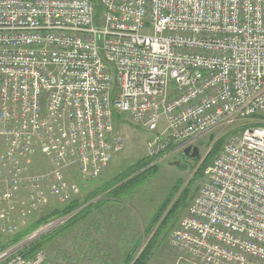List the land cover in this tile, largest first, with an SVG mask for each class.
I'll return each mask as SVG.
<instances>
[{
    "label": "built area",
    "instance_id": "1",
    "mask_svg": "<svg viewBox=\"0 0 264 264\" xmlns=\"http://www.w3.org/2000/svg\"><path fill=\"white\" fill-rule=\"evenodd\" d=\"M115 111L153 132L150 156L246 123L169 245L195 264H264V0H0V264L46 263L4 246L79 193L70 168L92 181L123 150Z\"/></svg>",
    "mask_w": 264,
    "mask_h": 264
},
{
    "label": "rangeland",
    "instance_id": "2",
    "mask_svg": "<svg viewBox=\"0 0 264 264\" xmlns=\"http://www.w3.org/2000/svg\"><path fill=\"white\" fill-rule=\"evenodd\" d=\"M165 120L164 116L160 119V130ZM245 124L237 123L224 130L218 129L193 141L200 149L197 158H192L183 151L173 152L188 146L185 144L182 147V143L173 144L153 162L157 165L156 171L149 170L150 164L144 166L138 172L142 174V179L123 189L118 199L108 201L105 199L109 195V191L104 192L106 187L116 183L137 161L150 156L148 144L153 132L134 123L129 115L122 114L115 120V127L124 137L123 150L114 156L102 174L88 187L82 185L77 169L70 168L66 173L67 178L79 184V193L66 203L51 198L48 205L37 212L28 222V226L22 229L35 224L38 226L16 244L17 248L25 249L41 236L60 232L39 249L47 254L45 264L55 259L53 254L57 251H52L53 247L70 243L87 250L86 257L80 258V264H123L128 263L131 256L133 259L129 264H133L147 248L150 250L147 264H195L185 252L169 245L170 236L187 215L189 205L206 180L207 168L230 138V132ZM221 137L225 139L224 144L214 155L211 153L214 144ZM49 165L39 152L35 157L34 171L45 173L50 169ZM96 192L98 195L90 201V197ZM184 196V200H181ZM73 201L82 207L58 218V213ZM92 202L98 206L84 212L77 220L68 222L73 215ZM44 226L47 227L43 228ZM77 255L83 256L82 253ZM93 259L95 262H91Z\"/></svg>",
    "mask_w": 264,
    "mask_h": 264
},
{
    "label": "trees",
    "instance_id": "3",
    "mask_svg": "<svg viewBox=\"0 0 264 264\" xmlns=\"http://www.w3.org/2000/svg\"><path fill=\"white\" fill-rule=\"evenodd\" d=\"M97 9H98L99 13L102 11V7L100 5L97 6ZM121 116H122L121 113H119L118 111H115V113H114L115 120L118 119ZM240 127L238 126L234 131L232 130L230 133H234V132L238 133L240 129H245V127L242 126V125ZM224 141H225V139L222 138V137L220 139H218L216 141V143L214 144V149L212 150L211 153L215 155L219 151V149L222 147V145L224 144ZM161 156H162V154H159L157 156H148V157H145V158L137 161V163L135 165H133L132 167H130V169L126 171L125 175L122 176L121 178H119L116 183H114L110 187H106V190L104 189L105 190L104 192H108L109 191V195L105 199L106 200L108 199V201H112V200L118 199L117 197L119 196L120 192L123 189L127 188L132 182L139 181L140 179H142V177H143L142 174L138 173V172L141 171L144 168V166L150 164L151 167L149 168V170L156 171L157 170V165H154L153 162H155V160H157ZM97 193L98 192H96V194L92 195L89 200L91 201L92 199H94L98 195ZM186 196H184L183 199H181V200H184V198ZM95 205H96L95 202L90 203L85 209H82L81 211H79L78 213L73 215L68 220V222L69 221L72 222L75 219L77 220L80 217V215H84V212H89L90 210H92L95 207ZM96 206H98V204ZM80 207H82V205L80 206L77 202L74 203V201H73L71 204L65 206L62 209V211H60L58 213L57 217L60 218V217H63L65 215H68L70 213H73L74 211L78 210ZM36 227H38L37 224H35L34 226L32 225L31 227H28L25 230H22L16 236H14L11 240H9L7 242V244L4 246V248H7V247H9L11 245H14V244H17L26 235L30 234ZM59 234H60V232H55L52 235L48 234V235H45V236H41L38 239H36L34 242H32L29 245V247H27L25 249L23 248L20 251V253L22 255L26 256V257L33 256L35 252H37L40 248H42L44 246L46 241L51 240L52 237H55V236H57ZM149 256H150V250H149V248H147L145 251L144 250L142 251L141 255L134 261L133 264H147ZM129 259L130 260L128 261V263H123V264H129V262L132 261L133 256H131Z\"/></svg>",
    "mask_w": 264,
    "mask_h": 264
},
{
    "label": "crops",
    "instance_id": "4",
    "mask_svg": "<svg viewBox=\"0 0 264 264\" xmlns=\"http://www.w3.org/2000/svg\"><path fill=\"white\" fill-rule=\"evenodd\" d=\"M172 150V149H171ZM183 150V149H182ZM182 150H178V151H173V152H182ZM107 167V166H106ZM105 167V168H106ZM105 168L102 170V172L105 170ZM101 172V174H102ZM79 173V172H78ZM82 185H85V187H88L90 185V183H92V181H87L85 180L82 176ZM81 188V187H80ZM66 243V242H65ZM5 245V244H4ZM52 251H57L55 254H53L55 256V259L53 261L48 262L49 264H80V258L82 257H86V251L84 250V248L82 247H77L76 244L70 243L68 245H63L60 247H53ZM54 253V252H53ZM82 253L83 256L77 255ZM60 257V258H58ZM74 260V262H73ZM95 259L91 260V262H95ZM71 261V262H69Z\"/></svg>",
    "mask_w": 264,
    "mask_h": 264
},
{
    "label": "water",
    "instance_id": "5",
    "mask_svg": "<svg viewBox=\"0 0 264 264\" xmlns=\"http://www.w3.org/2000/svg\"><path fill=\"white\" fill-rule=\"evenodd\" d=\"M191 149H192L191 147L187 148V150L185 151V154L191 156L192 158L199 157L200 155L199 148L195 147L192 153L190 152Z\"/></svg>",
    "mask_w": 264,
    "mask_h": 264
},
{
    "label": "flooded vegetation",
    "instance_id": "6",
    "mask_svg": "<svg viewBox=\"0 0 264 264\" xmlns=\"http://www.w3.org/2000/svg\"><path fill=\"white\" fill-rule=\"evenodd\" d=\"M189 147H191L192 149L190 150V152L192 153L193 152V150H194V148L195 147H198L197 145H195V144H191V145H189V146H186V147H184L183 148V153H185V151L187 150V148H189ZM199 148V147H198ZM199 152H200V149H199Z\"/></svg>",
    "mask_w": 264,
    "mask_h": 264
}]
</instances>
